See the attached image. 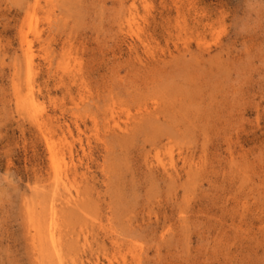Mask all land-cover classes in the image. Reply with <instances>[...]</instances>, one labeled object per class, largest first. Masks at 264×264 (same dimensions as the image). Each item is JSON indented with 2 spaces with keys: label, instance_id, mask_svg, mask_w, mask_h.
I'll return each mask as SVG.
<instances>
[{
  "label": "rangeland",
  "instance_id": "obj_1",
  "mask_svg": "<svg viewBox=\"0 0 264 264\" xmlns=\"http://www.w3.org/2000/svg\"><path fill=\"white\" fill-rule=\"evenodd\" d=\"M0 264H264V0H0Z\"/></svg>",
  "mask_w": 264,
  "mask_h": 264
},
{
  "label": "bare ground",
  "instance_id": "obj_2",
  "mask_svg": "<svg viewBox=\"0 0 264 264\" xmlns=\"http://www.w3.org/2000/svg\"><path fill=\"white\" fill-rule=\"evenodd\" d=\"M54 1V0H53ZM31 4V3H30ZM29 5V4H28ZM27 7V6H26ZM34 7V6H33ZM24 42H25V40H24ZM26 46H27V49L29 50V45H28V42L26 41ZM26 49V48H25ZM27 50V51H28ZM29 66V65H28ZM29 68V67H28ZM30 89V88H29ZM33 104V103H32ZM33 106V105H32ZM36 109V108H35ZM38 109V108H37ZM34 110V109H33ZM35 112V111H34ZM145 115V114H144ZM36 116H37V114H36ZM151 121V120H150ZM103 145V144H102ZM53 147V146H52ZM52 150V149H51ZM66 151V150H65ZM55 152V151H54ZM55 153H57V152H55ZM51 154V153H50ZM57 157V156H56ZM51 158V157H50ZM52 159V158H51ZM57 160V159H56ZM58 161V160H57ZM59 162V161H58ZM56 164V163H55ZM58 164V163H57ZM61 166V165H60ZM55 169V168H54ZM54 169H53V171H54ZM69 169V168H68ZM61 170V169H60ZM65 170V169H64ZM66 171V170H65ZM64 171V172H65ZM57 172V171H56ZM69 172H71V171H69ZM68 173V172H67ZM73 173V172H72ZM55 180V179H54ZM57 181V180H56ZM52 183V182H51ZM60 184V183H59ZM53 187V186H52ZM58 194V193H57ZM59 198V197H58ZM72 202H74L73 200H72ZM57 210V209H56ZM37 238V237H36ZM34 247V246H33ZM34 249V248H33Z\"/></svg>",
  "mask_w": 264,
  "mask_h": 264
}]
</instances>
